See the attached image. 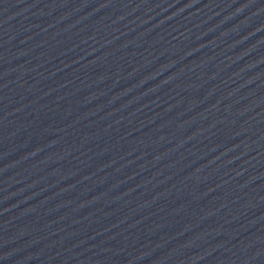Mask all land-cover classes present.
Returning <instances> with one entry per match:
<instances>
[{"label": "water", "instance_id": "95a60500", "mask_svg": "<svg viewBox=\"0 0 264 264\" xmlns=\"http://www.w3.org/2000/svg\"><path fill=\"white\" fill-rule=\"evenodd\" d=\"M0 264H264V0H0Z\"/></svg>", "mask_w": 264, "mask_h": 264}]
</instances>
